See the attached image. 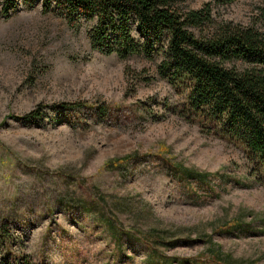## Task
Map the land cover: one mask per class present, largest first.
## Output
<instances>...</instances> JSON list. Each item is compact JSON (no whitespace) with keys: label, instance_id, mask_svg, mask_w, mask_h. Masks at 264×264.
Here are the masks:
<instances>
[{"label":"rangeland","instance_id":"rangeland-1","mask_svg":"<svg viewBox=\"0 0 264 264\" xmlns=\"http://www.w3.org/2000/svg\"><path fill=\"white\" fill-rule=\"evenodd\" d=\"M27 2L5 17L0 0V227L14 242L0 241V259L264 264V186L240 149L179 116L182 97L158 75L159 58L101 54L89 25L70 28ZM208 2L217 21L264 31V0L183 6Z\"/></svg>","mask_w":264,"mask_h":264},{"label":"trees","instance_id":"trees-1","mask_svg":"<svg viewBox=\"0 0 264 264\" xmlns=\"http://www.w3.org/2000/svg\"><path fill=\"white\" fill-rule=\"evenodd\" d=\"M17 1L6 0L5 17L8 10L15 11ZM22 1L27 8L33 7ZM185 1L41 0V5L44 13L61 17L70 28L89 25L87 39L92 50L120 59L159 58L158 75L182 97L179 116L240 149L248 177L264 186V31L254 23L217 21L211 2L193 10L184 8ZM85 109L92 110L81 104L60 105L59 110ZM93 112L99 122L107 116L104 107ZM43 114L40 109L20 121L39 119ZM185 174L204 180L191 171ZM4 229L8 230L5 224L0 227V241L14 243ZM0 264L30 262L27 257L8 254Z\"/></svg>","mask_w":264,"mask_h":264}]
</instances>
